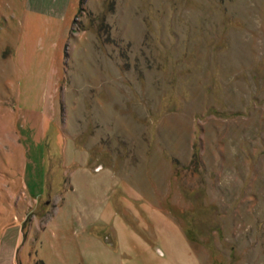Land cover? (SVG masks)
I'll return each instance as SVG.
<instances>
[{"label": "rangeland", "instance_id": "1", "mask_svg": "<svg viewBox=\"0 0 264 264\" xmlns=\"http://www.w3.org/2000/svg\"><path fill=\"white\" fill-rule=\"evenodd\" d=\"M0 264H264V0H0Z\"/></svg>", "mask_w": 264, "mask_h": 264}, {"label": "trees", "instance_id": "2", "mask_svg": "<svg viewBox=\"0 0 264 264\" xmlns=\"http://www.w3.org/2000/svg\"><path fill=\"white\" fill-rule=\"evenodd\" d=\"M84 0H79V2L82 4Z\"/></svg>", "mask_w": 264, "mask_h": 264}]
</instances>
